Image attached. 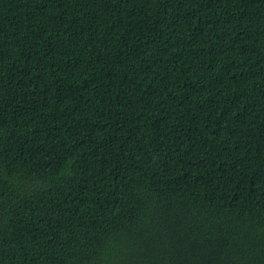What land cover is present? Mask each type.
Wrapping results in <instances>:
<instances>
[{
  "label": "trees",
  "instance_id": "1",
  "mask_svg": "<svg viewBox=\"0 0 264 264\" xmlns=\"http://www.w3.org/2000/svg\"><path fill=\"white\" fill-rule=\"evenodd\" d=\"M0 264H264V0H0Z\"/></svg>",
  "mask_w": 264,
  "mask_h": 264
}]
</instances>
